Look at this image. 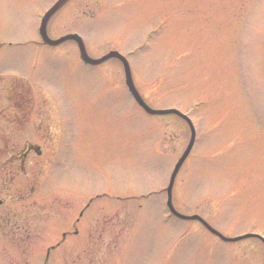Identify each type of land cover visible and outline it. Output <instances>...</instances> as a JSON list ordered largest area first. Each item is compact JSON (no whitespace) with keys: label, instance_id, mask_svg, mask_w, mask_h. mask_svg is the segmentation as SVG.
<instances>
[{"label":"rangeland","instance_id":"obj_1","mask_svg":"<svg viewBox=\"0 0 264 264\" xmlns=\"http://www.w3.org/2000/svg\"><path fill=\"white\" fill-rule=\"evenodd\" d=\"M56 1L0 0V144L19 143L34 100L55 104V117L48 113L60 139L58 163L44 179L38 169H16L9 182L15 164L0 156V200L15 206L0 208V229L11 224L19 235L11 245L9 234L0 235V264H263L260 241L226 243L170 214L166 190L191 133L174 115L141 111L121 90L122 66L86 67L71 43L58 56L17 46L38 38L40 15ZM65 8L51 37L78 33L93 58L126 55L148 105L194 124L195 146L173 188L175 210L201 215L228 238H264V0H76ZM102 193L111 199L95 200L80 233L47 258V246L68 229L57 217L71 214L68 206L78 203L71 197ZM86 203L77 204L74 221ZM26 231L33 237L25 241Z\"/></svg>","mask_w":264,"mask_h":264},{"label":"flooded vegetation","instance_id":"obj_2","mask_svg":"<svg viewBox=\"0 0 264 264\" xmlns=\"http://www.w3.org/2000/svg\"><path fill=\"white\" fill-rule=\"evenodd\" d=\"M72 2L75 4L76 0H73ZM70 9H72V8H68V10H70ZM72 14H74V13H71L70 15H72ZM67 19L68 18H64V19H60V20L65 21ZM23 46H26V47H29L32 49H42V50L49 49L48 46L45 45L44 43H42V41L40 39L38 41L33 40L32 42L21 45V47H23ZM57 49H58V47L53 48L52 54H56L57 56L63 55V54L58 53ZM37 55H39V54H37ZM66 57L70 58V56H66ZM112 61H116L120 66H122V64L119 61H117V60H112ZM110 62L111 61L105 63L103 66H106ZM101 71H103V68L99 69L98 72H101ZM123 87H125V86H122L121 89H125ZM97 88L102 89V91H108L109 94L110 93L113 94V92H115L114 87H112V86H97ZM43 92H44V94H43L44 97H45V94H49V93H47L46 90H43ZM124 93H125V95H127L126 92H124ZM49 96H50V94H49ZM49 96H47V97L50 98L51 96L50 97ZM46 102H48V99H46ZM46 102H39V101H35V100L28 102L29 106L27 108H29V110H30V114H28L30 116L27 117V120H26L27 123L24 126V128H23L24 131L21 132V135H18L19 134L18 133L15 135L16 138L14 137L15 140L20 138L19 143L21 141H24L22 146H20V144L17 142L15 144L12 143V144H14V147H12V148L8 147L7 142H9L10 139L6 140L5 143L0 144V156H2V154L4 152H6V154L9 155V159L7 161V164L10 166L15 164V166H13V167H15V170H12L13 175L9 176V180H8L9 182H13L16 180L15 176H14V173L16 174V169H17V171L19 169L22 173H26L28 171L31 172V171H33V169H36V170L38 169L39 172L47 174L49 168H52L53 166H55L58 163L57 158L59 156V154H58L59 148L57 149L56 146L60 145V139L58 138V136L54 132L56 126H58V122H52L50 119L49 113H48V111L50 110L51 117L52 118L55 117V114H52L53 109H55V104L52 102L53 105L50 108V105L47 104ZM2 119H3V112L1 109V105H0V141L3 139L2 132H1V130H2V126H1ZM53 144H54V147H53ZM17 147H20V148H17ZM48 147H50L51 153H49ZM9 149L11 152H9ZM6 150H8V151H6ZM47 155H52L54 159L53 160L51 158L46 159V157H48ZM0 163H1V160H0ZM16 176H17V174H16ZM5 185L6 184H4V186ZM0 186H1V181H0ZM40 189H41V187H40ZM32 191H34V190H32ZM60 193L63 194L62 190ZM101 198L111 199L110 196L108 194H105V193H102V195L100 194V195H95V196L91 194L90 197H87V196H85V197H81V196L71 197V200H74V202L78 201L77 204H80L81 202H87L86 203L87 205H85L83 208H81V206H80V208L77 212L78 218H75V221L73 219L76 215L73 212L77 211V204L74 207L68 206L67 209H69L71 211L70 215L65 214L67 216L64 215V217H61V219H60V217H57L58 218L57 220H59V224L65 225V228H68V229L62 232V237H61V240L59 242H57L55 245L47 246L48 247L47 248L48 249V252H47L48 257H50V255L52 254V251H55L56 249L60 248L61 245L64 242H66V240H68V238H71L72 236L80 233L78 226L81 223L82 219L84 218L85 213L87 212L90 205H92L95 200H98ZM70 203L71 202H68V204H70ZM30 205L31 206H29V207H33L34 204L31 203ZM0 208L5 209L4 210L5 212H10L11 210H14L15 206H14V204L10 203V208H8V205L0 200ZM45 209L47 210L46 207H45ZM44 215H46V214H44ZM54 215L57 216L58 214H54ZM71 215H73V218L71 217ZM4 220H6V218H4ZM10 226H12V225L6 224V228L0 229V235L3 233H6L7 235L9 234V237L4 238V240H6L11 245V244H16L15 237L17 236V239H18L19 235H16V234L14 235V232H18V231L16 229L13 230V228H9ZM89 226L90 227L88 229H91L90 223H89ZM22 236H24V237L21 239H23L25 241L28 239H31L33 237V236H30L27 231ZM92 237H93V235L90 234V238H92ZM73 250H75L74 253H75V256L77 257V252H79L80 250L77 247H74ZM59 259H60V257H59ZM74 264H77V260L74 261Z\"/></svg>","mask_w":264,"mask_h":264},{"label":"water","instance_id":"obj_3","mask_svg":"<svg viewBox=\"0 0 264 264\" xmlns=\"http://www.w3.org/2000/svg\"><path fill=\"white\" fill-rule=\"evenodd\" d=\"M69 0H59L44 16L43 20H42V25H41V36L44 40V42L46 44H49L51 46H57L63 42L69 41V40H74L77 42L79 49H80V54H81V58L89 64L92 65H99L109 59L112 58H117L119 60H121L124 63L125 66V72H126V83L127 86L130 89V92L132 93V95L134 96V98L136 99V101L138 102V104L143 108V110L153 116H162V115H168V114H175L180 116L181 118L185 119L186 121L189 122V124L191 125L190 120L184 116L183 114H181L180 112L176 111V110H154L152 108H150L145 101L142 99V97L140 96V94L137 92L135 86H134V82H133V78H132V74H131V70L129 65L127 64L126 60L124 57H122L118 52H111L109 53V55H107L106 57L100 59V60H93L91 59L86 51L85 45L82 41V39L80 37H78L77 35H68L65 36L63 38H61L60 40L57 41H52L47 34V26H48V22L51 19V17L61 8L63 7ZM194 143V137L192 136V140L191 143L189 145V148L187 149V151L184 153V155L182 156V158L179 160L178 164L175 167V170L172 174L171 180H170V184H169V188H168V196H169V201H168V206L171 210V212L178 218L183 219V220H197L199 222H201L212 234L218 236L221 240L225 241V242H236L242 239H246L252 236H244V237H240V238H226L225 236H223L221 233H219L218 231H216L215 229H213L209 224H207L202 218H200L199 216H192V217H188V216H183L180 215L179 213H177L175 211V209L173 208L172 205V188L175 182V179L183 165V163L185 162L186 158L188 157L190 150L192 148V145Z\"/></svg>","mask_w":264,"mask_h":264}]
</instances>
